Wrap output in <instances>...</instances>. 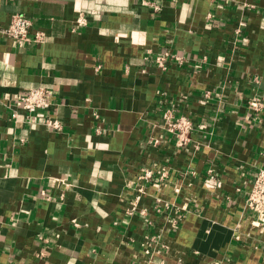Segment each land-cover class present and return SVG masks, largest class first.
I'll return each mask as SVG.
<instances>
[{
  "label": "crops",
  "instance_id": "1",
  "mask_svg": "<svg viewBox=\"0 0 264 264\" xmlns=\"http://www.w3.org/2000/svg\"><path fill=\"white\" fill-rule=\"evenodd\" d=\"M14 12L43 36L0 32V264H264L245 207L264 168V0H0V26ZM165 51L182 60L158 67ZM39 85L53 102L28 114L17 99ZM166 109L193 123L180 147ZM142 167L166 178L126 214Z\"/></svg>",
  "mask_w": 264,
  "mask_h": 264
},
{
  "label": "built area",
  "instance_id": "2",
  "mask_svg": "<svg viewBox=\"0 0 264 264\" xmlns=\"http://www.w3.org/2000/svg\"><path fill=\"white\" fill-rule=\"evenodd\" d=\"M143 3H148L143 1ZM156 8V6H154ZM82 23L84 18L80 15L77 19ZM31 20L22 12H14L8 24L6 26H0V32L11 37L17 42V44L23 45L30 41H39L42 39L41 31H31ZM172 58L181 61L182 56L176 55L169 51L158 53L155 55V63L158 67L165 69L168 61ZM54 91L50 86L39 85L29 88L21 93L17 99V106L25 110L28 114H31L37 110L46 111L53 102ZM255 110H259L264 107V94L254 98L252 104ZM14 115V114H13ZM47 113L44 123L53 128H60L61 122L57 118L49 116ZM162 127L170 133L177 147L185 144L189 135L193 129V123L186 115H175L171 110L166 109L162 115ZM154 170L150 167H142L136 175V183L134 187V193L131 198L128 199V205L126 206L125 213L130 214L135 209V204L139 200L141 194L145 191L147 184L156 185V183L166 178V170L161 168L158 176L155 177ZM204 185L209 188H215L220 186V180H218L212 173H209L203 181ZM167 203L162 206H158L156 210L160 211L163 208H167ZM245 207L250 210L255 218L254 221L264 223V168L258 169L249 185L245 198Z\"/></svg>",
  "mask_w": 264,
  "mask_h": 264
}]
</instances>
